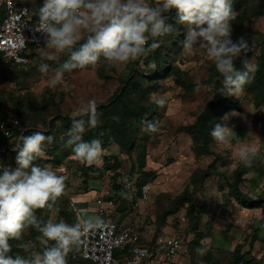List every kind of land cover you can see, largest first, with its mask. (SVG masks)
<instances>
[{
  "label": "rangeland",
  "instance_id": "rangeland-1",
  "mask_svg": "<svg viewBox=\"0 0 264 264\" xmlns=\"http://www.w3.org/2000/svg\"><path fill=\"white\" fill-rule=\"evenodd\" d=\"M149 2H154V0H149ZM245 4L248 8L246 9V14L242 16L244 19L242 20L241 28L238 29L240 32L238 37L244 36L247 40L251 48L249 62L255 67L256 56L259 54L257 41L261 37L260 34L264 33V13L254 15L259 8V0H246ZM236 16H238L237 12ZM231 24L234 32L233 20ZM184 30L183 25L181 30L183 37L181 40L174 44L165 42L163 45L168 61H171L172 66L178 68L179 74H174V71L173 74L166 78L156 79L157 81L155 82L158 84V88L150 91L143 101L146 105H154L152 100L155 97L160 95L166 97L168 104L165 108H158L154 105L155 113L144 115L147 121L158 120L160 122V131L149 133L143 124L138 133L136 148L131 155L120 150L114 143H109L102 147V156L111 154L118 159L120 158L123 164L121 176L125 175L134 179L138 176V173L132 174L130 168L132 165H136V156L141 151L145 152L146 169L155 173L146 182L150 184L151 191L139 215L141 222H143L142 229L143 231L145 230V235L150 237L153 242L159 237L168 235H177L181 238V246L178 253L167 264H205L201 260L202 256L197 255L196 248L190 243L194 233L199 229L207 234V239L204 238L201 241L202 247L206 248L207 252L212 248L213 235L215 233L217 235L220 234V231H218L220 229L216 228H224L226 227V222L231 221V218L225 221L221 219L220 214L223 215L222 206H226L225 210H227L228 205L229 208H232V214L234 212L238 213L242 218L241 224H243V220L246 221L244 224L246 227L249 226L246 225L247 222H251L256 213L253 210L245 213L244 210L239 209L235 205L232 198H229L228 186L233 180V170L236 164L240 162L236 154L233 155L231 150V148L233 149V143L225 145L213 141L212 147L220 155V161L217 163L218 171L212 172L204 180L198 179L193 175V171L196 168H205L213 159V156L202 155L196 157L191 150V136L183 128L193 123L196 116L212 97L213 88L207 85L206 80L209 67L214 61L208 55L206 48L197 47L191 52L183 49L181 41L184 39ZM49 55H55L56 59H48ZM67 58V54L54 53V50L45 48L39 53L38 58L28 66L5 68L0 63L1 111L5 112V114H14L15 104H20L23 124L28 129H34L35 132H42L47 129L49 122L58 111L62 112L61 114L72 115L74 112L80 111L81 107L89 100H95L96 103L105 102L118 88L126 71L131 72L136 67L144 72V76L152 74V68L150 67L152 62L147 64L145 62L146 58L143 57L117 66H110L101 58V61L95 67L88 66L82 70L76 69L72 72H65L62 80L52 84L51 80L55 74L53 70ZM242 58L235 60L240 63V68L243 67ZM41 63L49 65V70L46 74L38 70ZM14 74L16 78H14ZM178 75L180 76L178 77ZM177 78L181 81L184 80L185 84L193 85V90L187 91L185 88L177 86L174 82ZM135 79L142 87L152 86L151 82L140 74L135 75ZM236 97L239 100L241 110L231 109L226 112L223 115L222 123L234 127V130L241 138H244V134L251 130L252 134L248 137V142L252 143V145L259 143L258 133H256L259 131V119L257 117L264 113V107L255 108L250 100V93L244 89ZM132 98L134 100L135 97ZM226 116L227 119H225ZM249 119H252L253 123L255 122L252 127L248 124ZM63 133H67L65 122L57 121L53 127V134L62 136ZM9 149L11 148L8 147V152L4 154L0 153V159L5 157V160L12 161L15 167L16 152ZM46 154L45 151L44 156L35 160V164L54 170L58 175L67 177L65 192L58 198V201L62 203L67 200L65 204L68 206L64 210L70 211L73 224L76 223L75 219L81 214V211L88 217L100 218L101 216L98 215L95 209L94 196H92L94 197L93 200H90L86 207H80V203L77 206L75 202H72L74 206L71 205V199L83 193L84 190L79 172L80 162L73 157L62 158L66 169L61 172L53 166L52 161L46 160L49 158ZM104 176L103 179L91 178L89 180V187L97 190L96 196L106 189L109 190L111 173H105ZM244 187L249 190L252 186L242 183L241 188L243 190ZM250 189H253V187ZM184 190L188 192V201H184L183 204L176 202V196L182 194ZM256 197L260 198L261 195L249 197V200L256 199ZM189 201L195 204V208L197 207L201 214L200 221L194 228L188 227ZM219 211H221L220 214ZM169 212L171 213L167 215ZM45 215L46 222L49 220L53 222L64 220L58 206L47 207V212L45 213L43 210L41 213V216ZM213 227L214 230L212 229ZM28 235L29 230L25 233V236ZM33 236L35 237H29L25 242L32 243L34 251H42L45 245L44 238L41 237L39 232L34 233ZM15 253L24 256L29 255V253L21 249H16ZM212 253L214 257L222 258L221 264H231L228 261V253L219 252L215 249ZM117 262L115 264H122L123 256L119 255Z\"/></svg>",
  "mask_w": 264,
  "mask_h": 264
},
{
  "label": "clouds",
  "instance_id": "clouds-1",
  "mask_svg": "<svg viewBox=\"0 0 264 264\" xmlns=\"http://www.w3.org/2000/svg\"><path fill=\"white\" fill-rule=\"evenodd\" d=\"M173 12L175 22L184 25L183 49L191 52L203 47L212 57L222 77L220 95L235 97L242 93L255 69L248 59H241L242 68L235 65V60L246 57L251 48L244 36L232 38L231 21L236 17L233 0H42L36 30L44 37L45 48L68 57L53 70L51 83L62 80L65 72L95 67L101 58L110 66L147 58L160 46L158 38L176 30L170 22ZM47 58L56 59V56ZM150 67L156 68L154 61ZM38 70L46 74L49 65L41 63ZM152 102L158 108L168 104L163 95ZM70 119L65 147L71 148L73 158L79 162L98 164L103 152L101 141L83 138L86 126L95 127L99 123L96 101L89 100ZM143 124L149 133L160 131L158 120H146ZM251 134L249 130L241 138L234 127L225 123L216 124L210 131L218 144L240 146L236 156L245 167L252 166L259 151L248 142ZM20 140L19 148L13 149L16 166L0 170V264H68V254L76 250L83 232L103 221L88 217L83 211L74 224L63 219L59 222L39 219L36 211L53 207L64 194L67 177L33 163L54 143L52 135L36 131ZM30 228L44 238L42 251H34L32 243L22 242ZM11 241H17L16 247L29 255L11 254ZM205 252L206 248L196 249L198 256Z\"/></svg>",
  "mask_w": 264,
  "mask_h": 264
},
{
  "label": "trees",
  "instance_id": "trees-1",
  "mask_svg": "<svg viewBox=\"0 0 264 264\" xmlns=\"http://www.w3.org/2000/svg\"><path fill=\"white\" fill-rule=\"evenodd\" d=\"M260 5L257 9V12L254 15H259L264 13V0H259ZM246 0H233V7L236 10L237 15L233 20L234 25V32L232 35L233 40H235L240 32L238 29L241 27L242 20L244 19L242 16L246 14ZM39 10V9H38ZM249 11V9H248ZM175 13H171L170 22H172L175 26V31L170 35L158 38L160 46L150 54L146 59L145 62L147 64L151 62H155L156 68H152V74H146L144 76V72L139 70L138 68L134 67L132 71H126L121 79L118 88L114 91V93L105 101V102H98L97 103V111L99 114V123L95 127H88L86 126V131L83 134V138L86 141H91L93 139H99L101 141L102 147L109 143H114L118 148L126 153L130 154L136 148V141H138V133L140 132L143 122L146 120L144 115L147 113L154 114L155 113V106L153 104L146 105L144 98L147 94L152 91L153 89L158 88V84L155 82L156 79L161 77H168L171 74L178 73L179 70L177 67L172 66L171 61H168V57L166 52L163 49V45L165 42L174 44L178 40H181L183 37V33L181 32L183 25L175 22ZM242 33V32H241ZM261 37L257 41V45L259 47V54L256 56L255 62V71L253 78L250 83L244 86V90L250 93V100L255 106V108L264 107V33L260 34ZM152 42L151 39L149 41ZM43 48H32L29 53V61L27 64L24 65H15L13 67H25L38 58L39 53L44 50ZM250 57V52L247 54L246 57L242 59H248ZM1 63V57H0ZM235 65L237 68H240V63L235 61ZM141 75L148 79L151 82L152 86L142 87L137 80L135 79V75ZM180 75H178L179 77ZM14 78L16 75L14 74ZM221 80L220 74L217 72L215 63L213 62L209 67L208 77L206 80L207 85H210L213 88L212 97L206 104V106L202 109V111L196 116L193 123L190 125L184 126L185 132H187L192 139V146L191 150L194 155L202 156V155H212L213 159L207 164L205 168H196L193 171V175L198 179H205L207 178L212 172L218 171V161H220V155L216 153V149L212 147L213 139L210 135V131L216 124H220L223 121V115L231 109H235L237 111L241 110V106L239 103L238 98L235 97H222L218 91L221 87ZM184 81V80H183ZM179 78L175 79V84L180 88H185L187 91L193 90L194 86L191 84H185ZM132 97H135L134 100ZM16 108L14 112V117L19 120V125L15 128V136L14 138L7 139L4 135L0 132V153L4 154L8 152V147L11 148L9 150L14 151L13 149H18L21 140L20 137L24 135H31L34 131L32 128H27L22 120V110L20 104L16 103ZM62 112H56L54 117L49 122V126L45 131H42L45 135H52L54 137V143L48 147H46V155L49 158L46 160H50L53 162V166L56 167L58 171L64 172L66 167L63 164L62 158H71L73 157V153L71 148L65 147V141L67 140V133H63L61 135L53 134V127L57 121H64L65 128L67 132L71 126V115L69 114H61ZM8 114L1 111L0 108V122L5 120ZM87 120V117H84ZM6 158L2 157L0 162L5 166L14 167L12 161L5 160ZM37 159V158H36ZM35 159V160H36ZM33 161L35 164L36 161ZM136 165H132L130 168V172L132 174L138 173L136 178H132L134 180L135 186L139 190L143 184H145L149 177L155 175V173L151 170H147V161L145 159V152L141 151L136 156ZM122 161L119 158H116L114 155L105 154L101 157L98 164L87 165L80 162V176L82 178V184L84 185L83 193L75 196L71 199V203H84L86 206L89 204V201L92 200V196L96 194L97 191L89 187V180L91 178H101L103 179L105 173H111V182L109 190L112 192L116 198V204L108 216L100 217L101 220L105 219H112L118 227L127 219L129 213H131L129 203L126 197L124 190L121 188V183L119 180L121 179V167ZM248 167H245L240 162L236 164L232 177L233 180L229 183V197H232L234 201L245 208H260L261 209V219H260V228H264V195L256 199L249 200V197L240 190V185L244 181L243 174ZM95 176V177H91ZM187 190H184L182 194L176 196L175 201L184 203V201H188L187 199ZM259 196V195H258ZM67 200H64L62 203L61 201L56 202L54 206H58L60 209V213L62 214L65 222L69 224H73V221L70 216V211L64 210L68 205L65 204ZM180 205V204H179ZM126 207V208H124ZM45 211L47 212V207L44 209H39L36 211V215L39 219L46 222V215L41 216V213ZM224 210V209H223ZM200 210L195 208V204L189 201V223L188 227L194 228L200 221ZM169 212L167 215H169ZM187 213V214H188ZM77 222V219H75ZM34 233L37 231L34 228L29 229V235L23 237V241L29 237L33 236ZM207 237V234L204 231L197 230L194 233V237L190 241L194 247L200 248L202 247V240ZM254 238V237H253ZM13 245V252L11 254H16L15 250L18 248L16 247L17 241H11ZM52 243V242H49ZM144 244V243H142ZM155 241L147 244L149 247H153ZM45 247V245H44ZM242 244L238 243L234 250L228 253V261L231 264H251V261H246L245 254L242 253ZM214 248H210L202 257L201 260L205 264H221L222 258L214 257L213 252ZM74 252V251H73ZM68 254V264H89L86 260L77 258H72V253ZM128 250L127 247L122 249L116 250L114 253L115 261L117 262V257L119 255L123 256L124 264V257L127 255ZM225 258V257H224ZM115 262V263H116ZM162 263L167 264V260L161 261ZM118 263V262H117Z\"/></svg>",
  "mask_w": 264,
  "mask_h": 264
},
{
  "label": "built area",
  "instance_id": "built-area-1",
  "mask_svg": "<svg viewBox=\"0 0 264 264\" xmlns=\"http://www.w3.org/2000/svg\"><path fill=\"white\" fill-rule=\"evenodd\" d=\"M31 4L30 0H0V57L5 68L27 64L30 50L33 47H44V37L36 30L39 24L38 13ZM0 125V132L11 139L15 136L19 120L9 113ZM3 167L5 165L0 162V170ZM119 182L134 216L133 221L121 228L112 219L102 220V224L83 232L72 258L86 260L89 264H115V251L127 247L124 264L170 261L181 245L179 236L161 237L153 247L141 243L139 215L149 198L150 184L145 183L138 190L134 180L125 175ZM116 201V196L110 190H104L94 199L96 212L101 217L108 216ZM71 205L74 206L73 203Z\"/></svg>",
  "mask_w": 264,
  "mask_h": 264
},
{
  "label": "crops",
  "instance_id": "crops-1",
  "mask_svg": "<svg viewBox=\"0 0 264 264\" xmlns=\"http://www.w3.org/2000/svg\"><path fill=\"white\" fill-rule=\"evenodd\" d=\"M32 3V7L36 12L38 13V9L40 7V4L42 3V0H30ZM253 118V117H252ZM254 119V118H253ZM259 131L256 132L258 133L259 137V143L253 144L254 146H257L259 151L257 156L255 157L252 166L248 167L245 170V173L243 174L244 181L243 184L245 185H251L253 189L249 190L244 187V190L241 188L240 185V190L246 194L247 196H258V195H264V113L260 114L259 117ZM255 123V122H254ZM252 119H249L248 124L252 127L254 124ZM250 127V128H251ZM246 136V133L244 134V137ZM252 145V143H250ZM233 149L231 148L233 155L236 154V151H238L239 146L237 144L233 143L232 144ZM230 151V149H229ZM242 184V183H241ZM95 189V188H94ZM247 189V190H246ZM94 191H97L96 189ZM97 194V192H96ZM96 194L94 197H96ZM99 194V193H98ZM93 197V198H94ZM92 198V200H93ZM232 198V197H229ZM234 201V199L232 198ZM230 203V201H229ZM232 203V201H231ZM235 205L239 207V209H242L245 211L253 210L255 211L256 215L252 219L251 222H247L245 226L244 224L246 223L245 220L242 222V218L236 214L235 212L232 214V208H229L227 205V210H225V207H223L222 214H220L221 211H219L220 217L223 221L229 220L231 218V221L229 220L226 222V227L222 228H216L220 229V234L217 235L216 233L213 235V241L211 243V247L214 248L215 250H218L219 252H231L234 250L235 246L240 243L242 244V253L245 254V260L251 261V264H264V228H260V219H261V209L260 208H245L241 206L240 204L236 203L234 201ZM79 202L76 203L78 206ZM80 207H86L84 203H80ZM232 207V204H231ZM238 209V210H239ZM236 210V209H235ZM240 212V211H238ZM134 219L133 214L129 213V216L127 219L121 224V228L127 226L130 224ZM139 223H140V232H141V243L144 244H150L152 242L151 238L145 235V230L143 231L142 229V224L140 218H139ZM221 224V223H220ZM223 225V224H222ZM216 226V224H215ZM214 226V227H215ZM230 226V227H229ZM212 227V226H211ZM214 227L212 228L214 230ZM217 227V226H216ZM142 229V230H141ZM211 229V230H212ZM149 231V229H147ZM170 236V235H168ZM167 237V236H165ZM254 237V238H253ZM159 237L158 239H160ZM157 239V240H158ZM207 239V237H205ZM156 240V241H157ZM155 241V242H156ZM181 246V245H180ZM213 249V250H214ZM179 251V249H178ZM178 253V252H177ZM176 256V255H175ZM174 256V257H175ZM157 264H165L162 262H159Z\"/></svg>",
  "mask_w": 264,
  "mask_h": 264
}]
</instances>
